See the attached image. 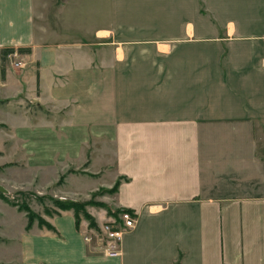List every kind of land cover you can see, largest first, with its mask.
Returning a JSON list of instances; mask_svg holds the SVG:
<instances>
[{
  "label": "crops",
  "instance_id": "crops-1",
  "mask_svg": "<svg viewBox=\"0 0 264 264\" xmlns=\"http://www.w3.org/2000/svg\"><path fill=\"white\" fill-rule=\"evenodd\" d=\"M0 105L135 217L112 257L61 212L22 264H264V0H0Z\"/></svg>",
  "mask_w": 264,
  "mask_h": 264
},
{
  "label": "rangeland",
  "instance_id": "rangeland-1",
  "mask_svg": "<svg viewBox=\"0 0 264 264\" xmlns=\"http://www.w3.org/2000/svg\"><path fill=\"white\" fill-rule=\"evenodd\" d=\"M204 8L202 3V12L207 13ZM15 128L0 113V186L4 189L0 191V264H22V236L36 228L54 231L47 218L61 212H71L77 228L83 226L93 243L98 242L95 236L101 222L119 223L122 211L134 217L115 203L120 181L107 185L104 167L93 165L89 151L77 160L53 157L51 163L48 158L44 162V157L30 154L27 146L32 141L10 138ZM96 212L103 215L101 219Z\"/></svg>",
  "mask_w": 264,
  "mask_h": 264
},
{
  "label": "built area",
  "instance_id": "built-area-1",
  "mask_svg": "<svg viewBox=\"0 0 264 264\" xmlns=\"http://www.w3.org/2000/svg\"><path fill=\"white\" fill-rule=\"evenodd\" d=\"M10 56L14 60V67H20L21 61L18 59L19 55L17 51L11 52ZM119 220V223L114 219L104 222L101 224L99 228L100 230L95 236L96 242L98 240L97 247L107 256L119 255L122 234L126 229L132 228L135 223L133 215L128 211H122L119 215ZM85 240L91 241L92 238L90 236H86Z\"/></svg>",
  "mask_w": 264,
  "mask_h": 264
},
{
  "label": "water",
  "instance_id": "water-1",
  "mask_svg": "<svg viewBox=\"0 0 264 264\" xmlns=\"http://www.w3.org/2000/svg\"><path fill=\"white\" fill-rule=\"evenodd\" d=\"M0 191H4V189L0 186Z\"/></svg>",
  "mask_w": 264,
  "mask_h": 264
},
{
  "label": "trees",
  "instance_id": "trees-1",
  "mask_svg": "<svg viewBox=\"0 0 264 264\" xmlns=\"http://www.w3.org/2000/svg\"><path fill=\"white\" fill-rule=\"evenodd\" d=\"M117 185H118V184L116 183L115 188L117 187ZM176 264H177V263H176Z\"/></svg>",
  "mask_w": 264,
  "mask_h": 264
}]
</instances>
